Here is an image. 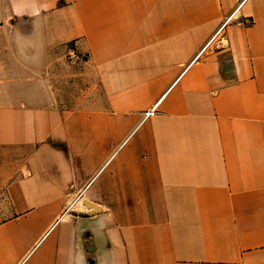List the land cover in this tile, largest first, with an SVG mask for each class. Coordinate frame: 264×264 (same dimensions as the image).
I'll use <instances>...</instances> for the list:
<instances>
[{"label": "crops", "instance_id": "1", "mask_svg": "<svg viewBox=\"0 0 264 264\" xmlns=\"http://www.w3.org/2000/svg\"><path fill=\"white\" fill-rule=\"evenodd\" d=\"M0 189V264H264V0H0Z\"/></svg>", "mask_w": 264, "mask_h": 264}, {"label": "rangeland", "instance_id": "2", "mask_svg": "<svg viewBox=\"0 0 264 264\" xmlns=\"http://www.w3.org/2000/svg\"><path fill=\"white\" fill-rule=\"evenodd\" d=\"M82 56L65 54L60 64L54 70V86L58 91L60 103L67 108H76L86 104L89 83L81 75L83 60ZM58 68V69H57ZM87 101V100H86ZM3 192L0 189V199ZM2 212H0L1 217Z\"/></svg>", "mask_w": 264, "mask_h": 264}, {"label": "built area", "instance_id": "3", "mask_svg": "<svg viewBox=\"0 0 264 264\" xmlns=\"http://www.w3.org/2000/svg\"><path fill=\"white\" fill-rule=\"evenodd\" d=\"M158 105H159V104L157 103L154 107H152V108H150V109H148V110H146V111L144 112L141 123H142L143 121H145L146 119H148V118L154 116V115L158 112ZM81 195H82V193H80V194L76 197V199L74 200V202H76L78 199H80Z\"/></svg>", "mask_w": 264, "mask_h": 264}, {"label": "water", "instance_id": "4", "mask_svg": "<svg viewBox=\"0 0 264 264\" xmlns=\"http://www.w3.org/2000/svg\"><path fill=\"white\" fill-rule=\"evenodd\" d=\"M88 205V202L86 203ZM93 207H95V205H92Z\"/></svg>", "mask_w": 264, "mask_h": 264}]
</instances>
